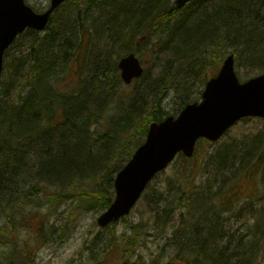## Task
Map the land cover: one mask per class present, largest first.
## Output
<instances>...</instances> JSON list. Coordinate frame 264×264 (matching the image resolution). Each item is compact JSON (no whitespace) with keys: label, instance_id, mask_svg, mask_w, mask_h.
<instances>
[{"label":"trees","instance_id":"1","mask_svg":"<svg viewBox=\"0 0 264 264\" xmlns=\"http://www.w3.org/2000/svg\"><path fill=\"white\" fill-rule=\"evenodd\" d=\"M199 1L179 10L172 0H69L54 12L44 33L28 30L20 36H31L30 45L5 56L0 88V264H27L36 256L35 247L60 238L69 222L58 219L64 205L70 204L71 214L77 215L109 209L116 175L144 143L150 124L173 115L164 110L172 78L154 84L161 91L150 104L144 102L146 107H105L115 87L124 84L118 68L124 56L139 54L145 44L154 53L167 46L175 55L172 65L186 67L191 78L202 76V81L210 73L215 76L229 55H235L236 67L245 68L249 79L264 73V0H218L209 13ZM90 63L94 68L86 75ZM72 75V92H61L60 81ZM44 76L52 93H60L58 104L39 94L35 82ZM182 102L180 111L196 101L188 95ZM263 138H254L253 148L244 154L247 162ZM242 153L226 144L202 164L196 155L180 154L165 191L154 189L145 197L152 212L146 224L152 222L158 234L175 225L167 244L179 262H260L262 250L249 251L261 240L257 235L242 237L232 250L221 247L239 189L220 190L221 199L209 205L215 185L202 181L196 186L203 174L232 169ZM263 160L257 154L254 165ZM256 168L247 173L249 179L254 180ZM151 188L152 183L147 190ZM250 210L244 206L240 214ZM132 239L119 246L130 245L128 251L135 252Z\"/></svg>","mask_w":264,"mask_h":264},{"label":"rangeland","instance_id":"2","mask_svg":"<svg viewBox=\"0 0 264 264\" xmlns=\"http://www.w3.org/2000/svg\"><path fill=\"white\" fill-rule=\"evenodd\" d=\"M217 1L218 0H201L198 4L201 3V6L203 8L205 7L209 13L214 8ZM26 2L38 12L45 11L51 4V0H26ZM30 41L31 36L20 37L7 51V58H11L18 54L20 50H28ZM172 46L174 45L171 44V47ZM150 48L149 45L145 44L143 46V51L141 46V52L137 54L145 68L146 77L132 85L123 84L121 88L115 87L113 92L115 99L114 97L109 98V102L105 107H146L147 101L149 104L153 101L151 96L154 98L160 93V88L154 84L163 78H168L167 81H169V78L173 80L168 98L164 101V110L166 113L171 112L173 116L177 117L180 112V107H182L183 104L182 99L188 95L192 97V101H201L202 94L205 90V84L211 78L210 76H212V74L210 73L205 81H202V76L194 80L189 76V71L186 67L172 65L175 55L170 51V48H167V46L163 48L160 47L155 53ZM118 50H116L117 53L114 54L113 57L118 55ZM93 68L92 63H90L86 75H91L90 73ZM236 70L241 81L249 79V74L245 68L236 67ZM4 73L5 69L2 73L1 86L5 80ZM255 73L256 72H254V74ZM74 79V75H72L67 79L61 80L59 83L60 89L62 90L61 92H72L70 86L73 84ZM35 83L39 94L41 93L44 96L48 94L49 98L58 104L59 99L56 101V98L61 95L60 93H52V87L50 88L49 82L45 76L41 81ZM23 86L24 82L20 90ZM135 88H139V90L137 91ZM257 135L264 136V119H244L228 131L220 141L216 143L205 140L200 142L196 154L194 155L197 156V163L202 164L209 154L214 153L217 149H221V147L226 144L238 146V148L242 150L243 153L240 159L236 161L232 169L222 172L221 174H218L214 170H212V174H203L199 177L196 186H199L202 181H206L207 185L208 182L211 185H215L216 193L214 192L213 194V200H209V205L218 203L222 197L221 191L227 189L231 190L232 187L239 189L240 193H237L233 197L235 203L233 215L230 221L224 225V230L228 234L224 242H222L223 245L221 247L222 249L226 247L228 250H232L242 237L244 241L248 240L252 235H257L262 241L260 240L257 243L253 242V245L249 246V251H252L254 247H258L257 253L259 249H261L262 256L260 262L257 264H264V208L262 205L264 204V160L258 166L254 165L257 154L264 155V138L257 142L258 146L255 148L256 151L254 152L257 153L255 157L250 158L247 162L244 156L245 152L253 148L251 144L254 143V138ZM178 161L179 159L170 165L163 175H159L152 182V188L147 190L144 197L128 217L109 228L102 229L99 227L97 220L100 214H97V212L92 211L77 215L76 213L71 214L72 210L70 204L61 207L59 211L61 216L58 217L59 222L69 218L66 232L60 238L54 237L52 242L39 244L38 247H35L33 251L36 256L34 259L32 258L31 262L27 261V264H120L123 262L125 263L127 260H130L132 263L138 260L139 264H183L174 258V253L172 255V249H170V246L167 244V238L171 236L175 229V225H170L168 229L165 231L161 230L160 234H158V232L154 230L155 227L152 222L146 224L152 212L151 208L147 206L145 197L148 198L150 193L156 189L165 191L166 178L172 174L173 176L175 175L176 165L179 163ZM255 167H257L254 172L256 176H254V180H251L247 176V173H249V170L253 172V168ZM244 206L248 208L253 207V210L240 214ZM259 210L262 211L255 216V212ZM203 229L204 226H202V230ZM24 233H27V231L24 230ZM155 233L157 235H155ZM130 236H133V245H131L136 247L133 253L128 251L130 248L127 247H130V245L125 249L119 246V244L125 243V240ZM113 238H115L114 248L113 251H111V240ZM253 238L252 236L250 239ZM222 243L220 242V244ZM108 249L110 252H107ZM228 253L231 255L233 251H229ZM18 261L22 262L23 259ZM232 263L243 264L242 262L239 263L237 258L232 259ZM24 264L26 263L24 262Z\"/></svg>","mask_w":264,"mask_h":264},{"label":"water","instance_id":"3","mask_svg":"<svg viewBox=\"0 0 264 264\" xmlns=\"http://www.w3.org/2000/svg\"><path fill=\"white\" fill-rule=\"evenodd\" d=\"M66 1L52 0L50 9L39 14L25 0H0V84L6 50L27 29L45 30L53 12ZM191 1L175 0L178 9ZM119 69L126 84L144 74L134 53L120 61ZM248 117L264 119V74L241 82L235 56L230 55L217 76L207 82L200 103L186 106L178 117L151 124L144 144L116 176V198L99 217L98 224L105 228L128 216L149 183L178 154L191 158L200 139L216 142L238 121Z\"/></svg>","mask_w":264,"mask_h":264}]
</instances>
